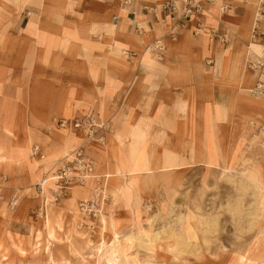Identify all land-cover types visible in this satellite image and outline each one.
I'll list each match as a JSON object with an SVG mask.
<instances>
[{
	"label": "rangeland",
	"instance_id": "obj_1",
	"mask_svg": "<svg viewBox=\"0 0 264 264\" xmlns=\"http://www.w3.org/2000/svg\"><path fill=\"white\" fill-rule=\"evenodd\" d=\"M73 4H68L69 8ZM1 7L5 9L4 4ZM93 20L90 15L85 19L73 16L72 21L61 18L53 30L35 20L34 28L41 38L50 34L61 39L36 44L41 50L50 48L49 54L46 50L40 58L18 60L17 47L24 45L28 52L30 44L8 41L4 46L10 59L0 60V264H264V95H253L254 85L244 89L251 104L246 111L237 112L243 125L236 132L233 127L231 132L218 128L219 121H228L229 109L209 104L202 125L208 160L195 161L193 141L184 139L185 145L178 148L185 164L170 184L153 175L144 185L158 186L145 191L137 183L132 186L128 180L131 176L119 171L115 178L109 172L103 175L95 160L94 178L84 184L74 183L67 197L52 201L57 186L51 179L56 175L55 165L84 142L82 135L69 126L61 127L60 121L90 111L101 117L95 106L73 117L63 115L69 96L66 88L75 75L69 62L80 55L87 59L91 70L85 79L95 82L93 86L98 85L97 91L105 99L110 96L99 85L107 76H102L97 66H105L111 54L128 53L126 44L116 39H95L89 34L97 22ZM35 62L44 63L42 71L48 74L33 73ZM189 94L183 104L193 111L187 104L192 101ZM164 115L158 108L153 116L160 119ZM108 121L111 128L102 143H109V148L123 152V159L132 162L135 126L128 128L125 139H119L116 133L125 123L119 119L115 127ZM144 125L138 126L147 133L144 146L136 149L138 161L155 167L163 158L165 141L155 137L159 130L150 132L147 122ZM170 127L175 137L180 136L173 124ZM65 131L76 135L78 142L75 144L74 135H68L50 148L47 142L52 133ZM135 139L142 140V136ZM177 143L182 140L176 139ZM36 146L39 151L35 155ZM40 182L43 193L38 189ZM14 194L21 198L12 208L8 199ZM93 197L97 206L92 212L84 210L81 204ZM42 206L44 213L40 215ZM138 232L152 239L149 249L133 246L130 238Z\"/></svg>",
	"mask_w": 264,
	"mask_h": 264
},
{
	"label": "crops",
	"instance_id": "obj_2",
	"mask_svg": "<svg viewBox=\"0 0 264 264\" xmlns=\"http://www.w3.org/2000/svg\"><path fill=\"white\" fill-rule=\"evenodd\" d=\"M170 1L181 5V0H131L129 5L125 0H11L9 2L2 0L0 3V44L3 47L0 49V52L3 51L0 60L5 62L10 59L7 49H4L8 41L32 45L28 52L24 51V45L23 48L19 46L15 50L18 60L28 61L32 56L42 57L47 50H41L36 44H41V41L61 40L58 36L50 34L41 38L38 30L34 28V21L37 19L40 25L43 24L53 30L61 24L58 22L61 18L72 21L73 16L85 19L90 15V18L97 22L93 24L94 29L87 28V30L95 39L112 41L116 39L126 44L124 49L126 48L128 53L119 56L111 54L107 57L105 66H97L100 74L107 76V81L99 85L100 89L109 94L110 98L103 99L97 91L98 85L93 86L95 82L91 84L85 79L89 76L91 68L83 55L76 56L74 62H69L74 65L75 75L72 76V85L66 88L69 96L66 99L63 115L69 118L77 115L79 111L84 112L90 107H98L101 113L99 117L111 120L112 126L114 124L116 127L119 119L125 123L116 133L115 138L118 136L119 139H125L128 128L135 126V137L141 135L142 140L134 137L135 148L131 149L130 154L132 162L123 159L126 157L123 152L118 153L113 148H109V143L92 141L88 144L87 151L96 160L97 167L100 172L105 173L103 174L105 176L109 172L110 177H113L119 171L125 177H133L137 172V185L145 191L155 190L158 185L146 187L143 174L157 175L158 171L157 165L149 167L138 161L136 149L144 146L147 141V133L141 132L138 126H145L147 122V129L149 128L150 132L154 128L159 130L155 137L162 142L165 141L164 151L173 148L181 155L182 151L178 145H185L184 139L193 141L196 148L194 160L207 161L208 153L203 145L202 131L205 109L209 104L225 106L229 109V118L227 122L219 121L218 128L223 127L230 131L233 127L235 132L238 131L236 129L243 125V119L237 112L246 111V106L251 104L250 97L245 94L247 90L245 88L253 85L255 87L259 76V71L246 69L245 62L249 60L247 61L249 65L248 63L255 61L264 50V20L260 24L256 38H253L254 15L260 0H248L247 4L242 0H232L234 5L226 15H221L219 12L220 5L226 0H199L201 12L180 22L172 21L170 14L165 11V6ZM72 2L74 6L69 8L68 4ZM3 4L5 9L1 7ZM180 14L181 11L178 17L181 16ZM199 19L208 28V31L201 35L194 34ZM99 24H102V27ZM211 29L216 31V35L210 33ZM223 33L228 39L225 44L221 43L217 36V34L222 36ZM156 43L163 45V50L150 52L161 56L162 59L159 61L146 54L148 48ZM49 49L47 54L50 52ZM225 52L227 53L222 55ZM67 56L66 54L65 58ZM53 62L56 67V60ZM42 68L44 69V63L35 62L32 71L40 75L48 74V71H42ZM260 75L264 78V70ZM37 87L34 85L35 89ZM187 93H190L192 99L187 104L188 107H193V111L188 110L186 104H183V100H187L185 96ZM181 106L190 117H187L183 111H178ZM158 108L159 113L165 112V118L157 119L153 116ZM246 113L244 120L247 118ZM170 124H173L180 136L175 137ZM108 133L106 134L109 135ZM165 133H167L166 139H162L160 136ZM68 135L74 134L53 132L49 137L51 142L47 143H51V148ZM74 136L77 139L76 144L78 137ZM176 139L182 140V143L176 145ZM181 160L184 162L183 156ZM144 166L150 169L149 172L145 169L137 170ZM128 188L129 186H126L125 189Z\"/></svg>",
	"mask_w": 264,
	"mask_h": 264
},
{
	"label": "built area",
	"instance_id": "obj_3",
	"mask_svg": "<svg viewBox=\"0 0 264 264\" xmlns=\"http://www.w3.org/2000/svg\"><path fill=\"white\" fill-rule=\"evenodd\" d=\"M210 1V0H209ZM244 2L248 0H242ZM131 0H125V3L129 5ZM181 5L177 2L170 1L165 6V11L170 14V19L172 21H182L183 19H188L191 16H195L201 12V6L199 0H181ZM232 0H226L219 7V12L221 15H226L227 12L231 10L233 7ZM181 16L178 17V13ZM255 21L253 26L254 37L259 33V27L261 22L264 20V0H261L259 6L255 11ZM208 31L207 25L203 23L200 19L197 22V28L194 31V34L201 35ZM212 34L216 35V31L211 29ZM218 39H220L221 43L225 44L228 42L227 36L225 33L223 35L217 34ZM151 51H162L163 45L156 43L149 47ZM254 69L259 70V76L256 79L257 83L253 89V95L262 96L264 95V78L260 75V72L264 69V63L261 61H254L252 63ZM60 125L63 128L71 127L75 133H79L82 135V140L84 142L77 148L71 151V153L62 158L56 166V188L53 189L52 192V201H61L69 194L70 187L75 183L84 184L87 179L94 178L96 172V163L95 159L88 153L87 145L92 141L103 142L107 138V132L110 131L111 125L108 120L102 121L98 118L97 114L93 111H90L84 116L74 117L72 119H64L60 121ZM39 151V147L36 146L34 150V154ZM99 182V181H98ZM39 185V191L43 193L44 185ZM21 196L18 194L12 195L8 202L12 208L16 207L19 204ZM3 199V196L0 194V200ZM46 199V198H45ZM46 199L45 201H47ZM90 201L83 202L81 205L84 207V210L89 209V212H92L93 207L97 206V201L93 198L89 199ZM40 215L44 213V206L41 207ZM98 211V210H97Z\"/></svg>",
	"mask_w": 264,
	"mask_h": 264
},
{
	"label": "bare ground",
	"instance_id": "obj_4",
	"mask_svg": "<svg viewBox=\"0 0 264 264\" xmlns=\"http://www.w3.org/2000/svg\"><path fill=\"white\" fill-rule=\"evenodd\" d=\"M143 31V30H142ZM143 33V32H142ZM142 33H139V34H142ZM253 38H256V37H253ZM149 51V52H148ZM148 51H147V53L146 54H149V55H151V56H153L156 60H160V59H162V58H159V57H157V55L155 54L154 55V53H152V52H150L151 50L150 49H148ZM153 54V55H152ZM247 58V57H246ZM248 62H249V60H247ZM247 61L245 62V65H246V69L247 68H251V69H254V66L252 65V63L254 62V61H251L250 63H248L249 65H247ZM255 61H262L263 63H264V50L262 51V53H261V55L259 56V57H257L256 58V60ZM244 62V61H243ZM245 69V70H246ZM254 70H256V68L254 69ZM264 70V69H263ZM243 77V76H242ZM254 88V87H253ZM253 88L251 89V91L253 90ZM250 91V92H251ZM253 92V91H252ZM162 135V134H161ZM166 136H167V133H165V134H163V136H160V137H162V139H166ZM72 151V150H71ZM71 151L69 152V154L71 153ZM42 154V153H41ZM41 154H39L40 156H42ZM68 154V155H69ZM68 155H66V156H68ZM65 156V157H66ZM181 158H182V156L180 155V153L178 152V150H176V149H173V148H171V149H169V151H167V150H165L164 152H163V158H162V160H161V162H160V164H156L157 166H156V168H157V171H158V173H157V177L161 180V181H163V182H165L166 184L167 183H170L171 182V180H172V177H173V175H174V173L176 172V171H178V170H180L183 166H184V164H185V162H183V160H181ZM159 163V162H158ZM143 169H145V171L146 172H149V168H147V167H143V168H138L137 170H143ZM136 170V171H137ZM150 174V173H149ZM149 174H148V176L147 175H144L143 174V176H142V178H143V182L144 181H146L147 179H150L151 177H153V175H150L149 176ZM95 175H93V177H94ZM137 172H135L134 173V176L133 177H131V180H130V182H131V185L133 186L135 183H137ZM54 178V180H56V178H57V176L56 175H54L51 179H53ZM243 180H244V178H243ZM47 181H49V179H46V181L45 182H47ZM245 181H247V180H245ZM155 237V236H154ZM130 240H132V244H133V246L134 247H138L139 249H149L150 247V244L152 243V239L149 237V235H146V234H144V236H143V234L142 233H140V232H138V234H136V235H134V236H132L131 238H130ZM117 252V251H116Z\"/></svg>",
	"mask_w": 264,
	"mask_h": 264
}]
</instances>
